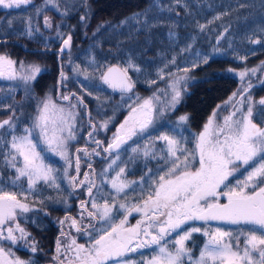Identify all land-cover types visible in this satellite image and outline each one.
Segmentation results:
<instances>
[{
	"label": "rangeland",
	"instance_id": "obj_1",
	"mask_svg": "<svg viewBox=\"0 0 264 264\" xmlns=\"http://www.w3.org/2000/svg\"><path fill=\"white\" fill-rule=\"evenodd\" d=\"M31 1L38 2L40 4L41 10L47 8H52L56 10L60 7V4L56 0H29L28 3H30ZM70 1L71 0H69V2ZM22 5L24 4H20L19 6ZM0 8L3 7L0 6ZM54 10L45 12L41 20L42 23L45 25V27H47L52 34L54 33V28L60 24L59 18L55 14ZM92 10L93 8L90 7L89 4H85L83 10L77 15H75L78 16L79 19L78 20L80 27L79 32H77L76 34H73L72 31L66 33L65 38L68 39L70 36L71 41H70V45L65 49L67 50L66 53L62 55L60 53H56L55 55L51 56L41 51H40V55L37 54V52L36 53L25 52L22 53L20 55L21 57L18 58V55L20 53L17 52L16 56L14 55L15 54L14 51L18 48V45H15L14 42H11L10 40L0 41V55H4L16 62L13 65V70L15 72V76L13 78H9L7 73L4 76H0V96L2 97V101H3L2 103L4 105V106L0 105V123L7 120L10 122L11 125V126L4 125L2 128H0V139L1 137L4 136V138L2 139L3 141H0V150L3 153L4 162H7L9 166H11L9 161H11L12 157L15 156L17 158V156L19 155L11 147L12 137L27 135L25 129H31L32 133L34 134H36L37 132L36 131L37 128L35 127L36 117L34 113V110L36 109V103L34 102L33 114H27L22 116L21 113L22 107L25 109L31 107V103L28 100L29 97L27 96V91H29L30 88H32L35 79L25 80L24 77L31 74L30 66L32 65H38L41 68L40 73L36 74V77L41 75L43 71L50 72V75L53 80L54 90H56V86L58 84L63 83V82H59L57 78L58 74L63 73L65 79H67V77H71L74 75L81 76V78L78 77L75 78L76 85L79 86V88L86 91L88 95L86 100H88L89 98L94 99L95 102L92 105L93 114L110 113L111 116L116 120V122H118V116L124 110L128 112L135 104L139 103L133 108L138 107L140 104L143 103L142 100L145 97L153 98L154 102L160 108L162 103L160 99L163 97L164 89L170 87V91H172V93L167 95L166 98L169 101H172L173 96L175 95L174 87L176 91L180 92L179 98L185 99L186 90H190L192 87L193 89L192 93L193 92L196 93L197 92L196 89L201 88L200 84L197 83L203 79H206L205 77H208L212 82H214V80L216 79H222L224 81L226 80L227 82L232 81L225 87V89L227 88L226 92L223 90L220 91L224 99L220 100L212 110L210 117H213V113L215 112L214 124H213V128H214L217 125L223 124L225 117L229 116L231 113L236 111V109L241 107V105L238 103V101L240 100L239 90L248 88V86L251 85V88L248 89V92L244 93L245 96H250L251 100L253 101L252 104L253 114L251 119L252 122L257 124L259 127H264V124H258L256 121H254L253 118L254 114L256 113V109L261 106L256 102L264 98V85H263L264 63H262L264 62V38H261V36L264 37V29H259V32H256L255 36L251 39L253 41L249 42L250 43L249 47L245 46L241 51H238L239 57L244 55L248 57V60L245 64H240V65L226 64L225 67L222 68L216 76L206 75V72L201 71V69L197 70L196 67L198 65L195 62L188 63V65L184 66L183 68L178 67L177 71L172 70L169 66H167V62H165L162 66L158 68V77L157 76L153 77L149 73V70L143 68V65H141L140 63L136 64L134 61H131L129 58H127L126 62L130 63V69H131L130 76H133L132 79L133 88L130 91H122L121 89L115 91L110 86L108 88H105L103 83L100 81L104 70L113 63H116V62L111 63L109 59L111 54L108 53L106 54L105 51L103 50L100 51L99 56H97V54H95L93 51L90 50L88 51L89 46L94 45L95 37L99 33L100 28L104 24L102 20L101 21L95 20V18L91 15ZM82 17L83 19H81ZM46 18H47V23H46ZM123 20L124 19L121 18V21ZM260 23H264V22H260ZM255 41H260V43H255ZM105 50L108 49L105 48ZM110 53H113L114 55L116 54L115 52H110ZM221 53L223 52L222 51L214 52V55ZM200 54L203 57L206 56H208L209 58L213 57L210 55L209 50L206 53H200ZM80 56H83L84 58V63L81 64L85 66V70H83V73H80V70L82 71L81 67L74 65L75 60H77ZM54 63H56L55 66L56 68L54 67ZM161 69L163 71H160ZM253 69H255L254 72L252 71ZM213 70L214 69H212L211 71ZM240 72L247 73L243 77V79H241L239 75ZM141 81H143L144 83L143 85L140 84ZM212 82L207 86L208 89L211 88ZM7 83H14V85H11V87H14L15 89L13 88L11 93L8 91H4V92L1 91V89ZM219 83L222 82L220 81ZM145 85L149 86V92L146 95L144 94ZM15 90L17 91L15 92ZM214 92L215 91H212L211 93ZM234 92H236L237 95L231 101H229V98L232 97V94ZM65 96H67L68 99L63 101L64 106L58 105L57 102L58 99L55 100V98H52L51 101L48 103L49 107H48L47 115L50 117L49 126H52L51 130L55 128L57 130L56 135L61 136L64 139V147L60 148L59 152L60 151L65 152L66 145H69L71 139H77V136L75 135L77 134L76 130L78 129V126H75V123L68 124L67 122H74L72 119V114L74 113V109L76 110L74 115L79 114V110L76 106H74L75 99L74 98L69 99L70 97L69 93H65L63 97ZM187 98L189 101L193 99L190 97ZM53 105L55 107H53ZM78 105H80L79 100H78ZM131 110L124 116L125 118L122 120L120 124L117 125L115 129H110V124L106 117L97 119L96 126H91L92 133L95 132L92 137H95L98 134L106 135L109 134L112 130L114 131L116 129L118 130L120 128V125L123 124L125 119L129 116ZM43 111H44V105L41 108L39 117ZM196 111H198L197 108ZM246 112H247V105L244 106L243 112H237V115L234 117V119H240L241 116ZM209 113L203 120L199 134L204 130V126L210 118L208 117ZM61 118H63L66 122L61 123ZM52 121H55V123H52ZM104 124H107V127H104L103 126ZM97 126L102 128H99L97 130L93 128V127L97 128ZM61 127L64 128L63 132L59 131V128ZM69 128H71V136L69 135V131H68ZM117 130L115 132V136L117 135ZM78 131H81V126L80 129H78ZM126 131H127V127L121 130L119 135L126 134ZM33 140L35 143H37V151L41 152L44 163L50 166L54 170L52 173L54 180H49L47 182L51 181L53 184L56 185L57 188L63 187L64 185L68 188L69 180L67 182V176L65 175L66 173L65 165L61 162L60 159L61 155L58 153L56 157L50 159L48 157L49 155H46V144L43 141L38 142V140H36L35 138H33ZM81 145L78 146V149H81L80 147ZM85 146L92 150H99V147L95 145L91 137L87 138V143ZM75 147L76 145H74L73 148ZM183 149H187V151H189L187 147H183ZM185 154L186 152L183 153V155ZM0 162H2V160ZM260 163H264V160L257 159L255 167L256 166L259 167ZM15 164L17 168L23 167L22 160H18V161L15 160ZM196 167H199V165H197ZM192 170H194V168ZM83 171L85 177L88 178L91 175V172L86 171L84 167H83ZM250 172L251 169H249L248 172L246 173L245 175L246 178ZM11 174H12L11 180L13 181L15 180L18 173L15 170L14 172H11ZM161 175H165V173L159 174L157 176L151 175V177L148 178L147 183L143 180H139V178L136 177L131 178V180H129V178H121V177L113 178V180H116L117 183L123 182L129 185V187L125 188L124 191L120 193H117L116 189L112 187L113 180H100L99 185L104 184V186L100 190L101 199H102L100 204L104 205L105 203H108L110 206L120 205V204H125L126 206H129V205L139 204L138 206L143 207L144 201L147 200L149 194H152L154 192V189L157 186L159 177ZM97 177L100 178L99 175H97ZM23 178L24 177H21L19 180H16L15 185L11 184L10 188L9 186H7V188H5L4 191L15 194L17 199H19L22 204H26L24 202V199L27 198L28 195L31 194L32 192H38L37 189H40L42 187L41 184L45 183L46 181L44 180L37 181L35 186L31 190H29L27 178L25 177V180H23ZM64 182L65 184H63ZM131 182H136V183H131ZM150 184L153 185L152 192L145 191L146 185H150ZM227 185L228 183L222 184L218 189V192L221 193L226 192L225 189L227 188ZM259 186L264 187V184H259ZM75 198L78 199L76 210L73 213L72 212L69 213L68 215H66V213H63L64 214L63 215L57 212L56 225L58 224L59 227L48 231L50 235L46 239H43L39 235L34 236L35 234L28 235V233L25 231L22 234L19 231L17 225H19L20 229L26 230V228L23 227L21 224H17V222L19 220L21 222L25 221V217L27 216L26 214L22 213V210L17 209L15 212V216L12 219L5 220V222L2 225H0V247L2 245H7L4 242L5 239H7L14 249H17L18 247L21 246H22V250L26 248L23 254L24 256L26 254L34 252L33 248L37 251L41 249L50 250L49 252L42 253L43 255H45L43 257L44 260L47 259V264H74L78 262V260L75 257V246L73 245L72 242L75 241L76 245H85V247L89 246L92 242H94V240H89L82 237L83 233H84V237L91 236V231H89V228L85 230H83V228L85 227V224H91V225L94 224V222L97 220V217H99L102 211V207L98 205L96 209L92 207L93 202L88 199L89 192H86L85 194L84 191L82 190V194L79 196L77 193L70 192L68 190L67 196H64V201L63 198H59L61 201L60 204H63L62 209L64 210L72 209L73 206L76 205ZM218 199H219V203L227 201V198L223 195H220ZM113 210L114 207H112V211ZM89 211L97 213V215L90 216L89 218H87ZM140 216L143 218V220L148 219L147 216L143 215V213L134 211V215L130 216L129 218V221H131L130 225L134 227L137 224V219L140 218ZM141 220L142 219H140V221ZM73 221H75V223H73ZM215 226L216 228H220L221 231L231 232L233 234V240H235V238L239 235V244L241 248H243L245 244V239H243V235L240 234L241 233H243L244 235L250 234L249 227H247V225L241 224V226L237 227V225H234L236 227H232V224H227L223 222L218 225L216 224ZM9 228L13 229L12 235L15 237L14 241L8 239ZM153 228H155V230L152 231V233L156 234L158 232L159 225H155ZM216 228L209 230V232H214ZM191 229L192 228L190 227H182V230L178 229L176 232H172L171 234H169V236L167 235L165 247H167L169 251L174 252L175 251L174 242L178 240L181 236H183L186 232L191 231ZM261 235H264V233L260 232L257 236H261ZM148 238L150 237L147 236L145 237V239ZM191 238L185 242V247L189 251L194 247L195 244H197L196 240L193 241L192 244H190L189 241L191 240ZM50 239L52 240L50 241ZM207 240H208V236L203 235L202 244L205 245ZM58 241H59V245H58ZM141 242L142 240H140L138 236L133 237L132 244L130 245V247L135 249L133 254L138 252V250L142 251L143 248H147L152 245L150 244L145 247H137V245H139ZM26 245H28V247H26ZM131 252H126L124 255H128ZM199 254L200 253L196 254V256ZM158 255H159V249L156 248V252L153 251L151 253V256L154 257ZM123 256L117 259L111 258L107 262H110V264H130L129 262L127 263V258H124ZM138 256L139 255H136V257ZM10 258H11V254H8L3 250L0 251V264H15V261L12 262ZM184 258H187V256H185ZM256 258L258 257H254V259ZM17 260L24 262V259L21 257V255H19V258ZM41 263L42 262H39V264ZM136 263H137V259L135 258L132 264H136ZM184 264H187L185 260H184ZM190 264H192V262Z\"/></svg>",
	"mask_w": 264,
	"mask_h": 264
},
{
	"label": "snow or ice",
	"instance_id": "obj_2",
	"mask_svg": "<svg viewBox=\"0 0 264 264\" xmlns=\"http://www.w3.org/2000/svg\"><path fill=\"white\" fill-rule=\"evenodd\" d=\"M29 0H0V6L3 8L18 7L20 4H26ZM147 17V12L134 13L131 19L137 20L139 16ZM83 19V17L81 18ZM47 23V18H46ZM122 24L127 23V20L121 21ZM142 23L147 24L145 18ZM201 29L204 25H200ZM71 37L63 41L64 47L70 45ZM260 43V41H255ZM64 49L62 48L61 51ZM174 62V61H173ZM206 62V60H205ZM16 62L10 58L0 55V76L6 73L9 78L15 76L13 65ZM264 63V62H262ZM23 66V65H22ZM41 68L38 65L30 66L31 74L25 76V80L35 79L36 74L40 73ZM127 69L117 67H109L107 72L103 74L101 79L112 88H119L122 91H130L133 84L127 75ZM160 71H163L162 69ZM253 72L255 69L252 70ZM246 72H240L241 79L246 75ZM63 76V73H61ZM248 88L239 90L240 100L238 103L240 108L236 109L229 116L224 118L221 125L213 128L214 116L210 117L204 126V130L197 138L195 151L185 155L181 160L177 153V141L162 136L160 139L167 141L168 154L173 157L172 166L165 175L159 177L157 186L152 194H149L147 200L144 201L143 207L136 206L134 211L144 212L147 216V227L143 229L144 235L150 237L149 240L142 241L137 247H145L150 244L159 245L165 236L182 230V225L188 221H223L232 225H248L249 233L244 235L245 244L241 248L239 244V235L233 240L231 232L221 231L216 228L214 232H209L207 228L203 229V235L208 236V240L200 251L199 257L192 262V254L185 247V242L188 241L193 233L201 232L199 227H193L191 231L186 232L178 240L174 242L175 251H169L167 247L159 248V255L152 257L147 264H184V257L192 264H264V235L257 236V231L264 233V187L259 184H264V163H260L259 167H255L249 173L246 180L238 182L236 188H231L227 192H218V189L225 181L228 180L236 171H238L236 162H242L244 165L251 166L257 159L264 160V127H259L252 122L253 101L250 96H245ZM173 102L178 103L180 92L175 90ZM237 95L236 92L229 98L231 101ZM63 99L67 100L65 96ZM259 105L264 106V98L260 99ZM247 105V112L240 119H234L237 112H243L244 106ZM48 103L44 105V111L39 117V122L35 127L40 128V135L43 137V142L51 151L56 152L58 148L64 147V139L56 135V129H52L49 134ZM53 107H55L53 105ZM219 107V106H218ZM187 116H181L180 120H187ZM66 122L61 118V123ZM55 123V121H52ZM153 123L152 119V100L144 99L143 103L136 108H132L129 116L117 130V135L113 143L108 145L105 151L119 149L127 139L137 135V132H144ZM4 125H10V122L5 120L0 123V128ZM11 126V125H10ZM107 127V124L103 125ZM127 127L124 137L120 136L121 130ZM60 132L64 128H59ZM71 136V128H69ZM27 135L13 136L11 147L23 157V167L17 168L18 175L12 181L15 185L16 180L21 177H26L28 188L31 190L37 181L54 180L52 176L53 169L46 165L40 151H37V143L32 138V130L25 129ZM91 135V134H90ZM222 137V139H221ZM99 144V141L96 142ZM77 151H87L86 149H78ZM135 151V149L133 150ZM181 153L187 152V149H179ZM196 152H198V160H196ZM59 154L64 156V151ZM147 155V153H145ZM16 157L13 156L9 163L13 168ZM196 160L199 167L193 169L192 161ZM251 162V163H250ZM115 163V161H113ZM79 160L77 159V168ZM111 167V165L109 166ZM124 169H120L123 173ZM120 173L117 175L119 176ZM258 180V183H255ZM136 183V182H131ZM252 185L251 191H246ZM112 187L117 193L123 192L129 187L126 183H117L112 181ZM91 194V188L89 189ZM223 195L227 198V203H219V196ZM83 207V205H82ZM92 207L96 209L98 206L93 203ZM112 207L108 203L102 206V211L99 215V220L102 224H107L108 228H100L102 232L98 239H95L89 246L76 245L75 257L79 264H106L113 257H121L126 252L135 251L130 247L134 236H139L141 225L144 221H137V224L132 228H125L126 220H121L119 224H112L110 213ZM125 204H120L119 208H125ZM17 209L23 212L29 211L26 204H22L15 194L6 192L0 187V225L5 220L12 219L15 216ZM151 213V214H149ZM97 213L89 212V216H96ZM75 223V221H73ZM155 225H159L158 232L153 234L149 229ZM23 234L24 230L19 228ZM13 229H8V239L15 240L12 235ZM227 238V239H226ZM59 245V241H58ZM59 250V247H58ZM2 251V250H0ZM33 251L35 249L33 248ZM258 257L259 259H254ZM15 264H24L22 261H15Z\"/></svg>",
	"mask_w": 264,
	"mask_h": 264
},
{
	"label": "trees",
	"instance_id": "obj_3",
	"mask_svg": "<svg viewBox=\"0 0 264 264\" xmlns=\"http://www.w3.org/2000/svg\"><path fill=\"white\" fill-rule=\"evenodd\" d=\"M56 1L60 4L56 10L52 8L41 10L40 4L34 1L18 7L0 8V41L10 40L18 45V48L13 50L15 56L17 52L20 53L18 58L25 51L30 52L29 50L32 48L33 52L37 51L39 54L41 51L51 56L56 53L62 55L67 51L65 49V51H61L62 40L66 33L69 31H72L73 34L79 32V19L75 15L83 10L85 4H89L93 8L91 15L95 20H102L104 24L95 37L94 45L89 46L88 51H93L97 56L103 50L106 54H111L109 57L111 63L116 62L122 65L128 70V75H131V69L130 63L126 62L127 58L136 64L143 65V68L149 70L153 77H158V68L165 62L174 71H177L178 67L183 68L188 63L195 62L198 65L197 70L201 69L206 72V75L216 76L226 64H245L248 57L246 55L239 57L238 51H241L245 46L249 47V42L253 41L251 39L256 32H259V29H264V23H260L264 22V0ZM50 10H54L60 23L54 28L53 34L41 21L43 14ZM144 12H147V17L143 15L137 17L141 23L131 19L134 13ZM121 18L124 19L123 21L127 20V23L122 24ZM145 18L148 21L147 24L142 23ZM200 25H204V28L201 29ZM261 38L264 37L261 36ZM208 50L213 57H203L200 54L206 53ZM220 51L223 53L214 55V52ZM82 63H84V58L80 56L75 60L74 65L85 70ZM55 66L56 63H54ZM212 69L214 70L211 71ZM77 77L81 78L78 75H74L73 78ZM205 78L197 83L201 87L196 89L198 93L194 95L195 92H193L190 95V98H193L192 104L195 109L204 105L206 99L213 95L214 100L223 97L220 91L226 92L227 88L225 89V87L232 82L222 79L212 82L208 77ZM39 80L36 81L37 85L40 83ZM220 81L222 83H219ZM211 82L212 86L208 89L207 86ZM52 84L53 82L48 84V87H51ZM140 84L143 85V81ZM11 85L14 83H7L1 91L11 93L14 88ZM83 91L88 96L86 91ZM212 91L215 92L211 93ZM30 92L31 88L27 91L29 101L31 100ZM194 112L196 113V110ZM262 113L264 114V109H262ZM3 138L4 136L0 141H3ZM19 159L18 155L16 160ZM1 160L0 187L5 190L7 186L10 188V185L13 184L11 172H14L17 167L14 169L4 162L3 153L0 150ZM150 177V175H145L139 178L147 183ZM41 186L48 191L41 187L37 189L38 192L29 194L24 202L37 208L55 205H60L62 208L63 204H60L59 198H63L64 201V196L68 194L67 187L64 185L57 188L51 181L42 183ZM152 187L151 184L146 189H152ZM34 215L35 212H32V216ZM36 229L38 230V228Z\"/></svg>",
	"mask_w": 264,
	"mask_h": 264
},
{
	"label": "flooded vegetation",
	"instance_id": "obj_4",
	"mask_svg": "<svg viewBox=\"0 0 264 264\" xmlns=\"http://www.w3.org/2000/svg\"><path fill=\"white\" fill-rule=\"evenodd\" d=\"M33 48L29 51L32 53ZM25 51V50H24ZM27 52V51H25ZM37 51H35L36 53ZM37 54H39L37 52ZM40 55V54H39ZM41 77V80L39 78ZM74 76L67 77V79L64 78V76L60 74L57 75V78L59 82H63L62 84H58L56 86V90L53 89V84L51 87H48V84L52 83V77L50 74H48L47 71H43L41 75L37 76L34 80V85L31 88L30 92V108H23L21 109L22 116L27 114H32V108L34 110V102L36 103V109L34 110L35 116L37 120L39 121V114L41 111V108L45 103H49L52 98H55L59 104L64 105L63 101V95L65 93H69V99L74 98V106H77L79 108V114L72 115V119L74 122H67L69 123H75V126H78V129L81 131L76 130L77 139H71L69 145H66L65 155L60 156L61 162L65 165V171L67 176V182L69 180V186L68 189L70 192L77 193L79 196L82 194V190L86 194V192H89V189L91 188V194H89V200H91L96 205L102 207L103 205L100 204L102 201L101 199V189L104 186L99 185L100 180H113V178L121 177V178H129V177H141L145 175H153L157 176L159 174L167 173L169 168L172 166V160L174 159L168 154V143L167 141L160 139L162 136H168L169 138L177 141V153L176 155L181 158V160L184 158L185 155H188L189 153H192L195 151L197 138L199 136L200 127L203 123V120L209 113L208 117L211 116L212 110L214 106L224 97L217 98L214 100V95L212 97H209L206 99L205 104L200 106V108H197L198 111L196 113L194 112L195 107L192 104V100L189 101L187 97H190L193 89L191 87L190 90L185 91L186 98L182 99L179 98L178 103H174L173 100L169 101L167 100V95L172 93L170 91V87L163 90V97L161 100V107L159 108L158 105L154 102L153 98L151 97H145L144 99H151L152 100V119L153 123L151 126H149L148 129H146L144 132H137V135L132 136L131 139H127L124 144L121 145L119 149L112 150V151H105L106 148H108V145L113 143L114 136L116 130H112L109 134L103 135L98 134L95 137H92L94 133H92L91 126H96V120L99 118L106 117L110 124V129H115L118 124L122 122V120L125 118L124 116L136 105L135 104L128 112L124 110L119 116H118V122L111 116L110 113H98L93 114V112L89 115V118L86 115V109H87V101L83 100L85 97L84 94H82L84 91H82L80 88H77L76 80L73 78ZM39 80V84H36V81ZM72 83H74V86H72ZM133 84V83H132ZM105 88H108L109 85L103 84ZM264 85V83H263ZM146 95L149 92V86H144ZM117 91V90H115ZM200 92V91H199ZM198 92H196L194 95H196ZM24 95V94H23ZM174 95V94H173ZM2 97L0 96V105L2 104ZM78 100L80 102V105H78ZM142 100V101H143ZM141 101V102H142ZM94 99L90 100L88 102L90 106V110L92 111L91 106L94 104ZM140 102V103H141ZM21 106V105H20ZM21 108V107H20ZM262 109H264V106H260L256 109V113L254 114L253 118L254 121H256L258 124H264V114L262 113ZM181 116H187L188 119L181 121ZM207 117V119H208ZM94 129H99L102 127L97 126L93 127ZM51 128L49 127V134L51 135ZM91 134V135H90ZM38 136V142L43 141V137L40 135V131H37ZM120 136L124 137L125 134H120ZM91 137V139L94 141L95 145L99 147V150H92L86 147L87 138ZM99 141V144L96 142ZM82 144V145H81ZM74 145H76L75 148ZM81 145V149H86L87 151H77L78 146ZM48 148V146L46 145ZM183 147H187L189 151L186 152L185 155L179 151V149H183ZM49 149V148H48ZM135 149V151H133ZM51 151V149H49ZM53 152V151H51ZM147 153V155H145ZM198 152H196V160H198ZM77 159L79 160V166L77 168ZM20 160H22V156H20ZM196 160L192 161L193 168H195L198 163ZM115 161V163H113ZM251 163V162H250ZM238 171H236L232 176L228 178L227 181H225V184L228 183L227 188L225 191L227 192L231 188H236L238 182H243L246 180V173L249 169L251 171L255 168V163H251V166L244 165L242 162H236ZM111 165V167H109ZM82 166V167H81ZM83 167L86 169V171H90L91 175L87 178L84 176ZM257 167V166H256ZM120 169H124L123 173H120ZM120 173L118 176L117 174ZM243 173V174H242ZM80 175V176H78ZM82 175V176H81ZM97 175L100 176V178L97 177ZM258 183V180L255 182ZM44 189V187H42ZM252 185L249 186L247 191H251ZM47 190V189H44ZM48 191V190H47ZM145 191L152 192V189H146ZM77 201L78 199L75 198L76 205L73 206L72 209L64 210L60 208V205L55 206H49L46 208H38L34 210L35 212V219L31 221V224L33 225L32 229L33 232L31 234L39 235L43 239H46L50 234L48 231L58 228L59 225H56V213L59 214L66 213L68 215L69 213H73L77 208ZM223 203V202H222ZM135 205H129L125 208H119V205H112L114 207V210L111 211V221L112 224H119L121 220H126V223L124 224L125 228H132L133 226L130 225L129 218L130 216L134 215V209ZM90 212V211H89ZM141 213L144 212L142 211ZM150 214V213H149ZM64 215V214H63ZM71 216V215H69ZM89 214L87 215V218H89ZM144 221L141 225V232L138 236L140 240L145 239V235L143 232V229L147 227V219L143 220V218L140 216V218L137 219V221ZM99 220V217H97V220L94 222L93 225L91 224H85V227L83 230L89 228V231H91V236L84 237V233L82 234L83 238L89 239V240H95L98 239L99 235L102 234V232L99 231L100 228H108L107 224H102ZM98 222V224H97ZM134 223V222H133ZM223 223V221H189L187 224L182 225V227H199L202 230L207 228L208 230L215 229L216 224ZM241 226V225H237ZM94 227V228H93ZM232 227H236L232 225ZM247 227L250 228V226L247 225ZM38 228V230L36 229ZM155 228L149 229V231H154ZM57 232V230H56ZM87 233V232H86ZM260 232L257 231L255 234L258 235ZM192 238L189 241L190 244H192L193 241H197V244L194 245L192 249H190V252L192 254V262H194L199 255L196 256V254L200 253L201 249L203 248L202 244V237L203 232H197L192 234ZM169 236V235H168ZM136 237V236H134ZM166 237L160 242L159 245L152 244L151 246L147 248H143L142 251L138 250L135 254L134 251L129 253L128 255H124V258H127V263L129 262L132 264L133 260L136 258L137 263L136 264H147V261L151 259V253L154 251L156 252V248H160L161 246H166ZM53 239V238H52ZM50 239V241L52 240ZM145 239V240H149ZM144 240V241H145ZM5 249V246L2 248V250ZM48 249H41L39 251L35 250L32 253L23 255L24 253H20L21 257L24 259V264H38V261L40 259L43 260V264H47V259L44 260V256L42 253L49 252ZM136 255H139L136 257ZM35 257V258H34ZM114 259H117L119 257H113ZM257 260L259 258H256ZM187 264H190L191 262L187 258H184ZM79 264V261L74 263ZM106 264H110V262H106Z\"/></svg>",
	"mask_w": 264,
	"mask_h": 264
},
{
	"label": "water",
	"instance_id": "obj_5",
	"mask_svg": "<svg viewBox=\"0 0 264 264\" xmlns=\"http://www.w3.org/2000/svg\"><path fill=\"white\" fill-rule=\"evenodd\" d=\"M65 40H66V39H65ZM61 48L65 49L63 42H62V46H61ZM109 67H117V68H120V69L123 70V68H122L121 66H119L118 64H112V65H110ZM109 67H108V68H109ZM108 68H107V69H108ZM107 69L105 70V72H107ZM105 72H104V73H105ZM226 203H227V202H226Z\"/></svg>",
	"mask_w": 264,
	"mask_h": 264
}]
</instances>
